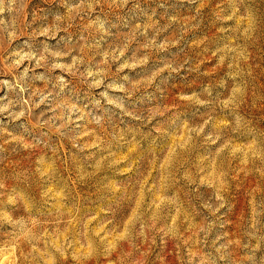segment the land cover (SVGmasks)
Here are the masks:
<instances>
[{
	"label": "rangeland",
	"instance_id": "374dc122",
	"mask_svg": "<svg viewBox=\"0 0 264 264\" xmlns=\"http://www.w3.org/2000/svg\"><path fill=\"white\" fill-rule=\"evenodd\" d=\"M0 264H264V0H0Z\"/></svg>",
	"mask_w": 264,
	"mask_h": 264
}]
</instances>
